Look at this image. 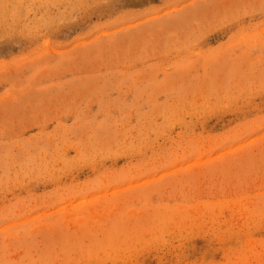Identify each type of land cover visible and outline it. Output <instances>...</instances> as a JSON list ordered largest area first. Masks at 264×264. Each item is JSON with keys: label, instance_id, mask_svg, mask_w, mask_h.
<instances>
[{"label": "rangeland", "instance_id": "rangeland-1", "mask_svg": "<svg viewBox=\"0 0 264 264\" xmlns=\"http://www.w3.org/2000/svg\"><path fill=\"white\" fill-rule=\"evenodd\" d=\"M0 264H264V0H0Z\"/></svg>", "mask_w": 264, "mask_h": 264}]
</instances>
